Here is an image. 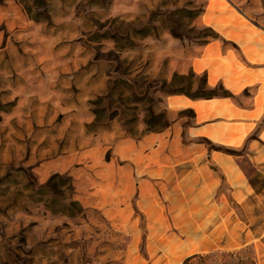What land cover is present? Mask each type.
I'll list each match as a JSON object with an SVG mask.
<instances>
[{
	"label": "rangeland",
	"instance_id": "obj_1",
	"mask_svg": "<svg viewBox=\"0 0 264 264\" xmlns=\"http://www.w3.org/2000/svg\"><path fill=\"white\" fill-rule=\"evenodd\" d=\"M42 5L0 0V264H264V0ZM191 70L233 96L151 101Z\"/></svg>",
	"mask_w": 264,
	"mask_h": 264
},
{
	"label": "trees",
	"instance_id": "obj_2",
	"mask_svg": "<svg viewBox=\"0 0 264 264\" xmlns=\"http://www.w3.org/2000/svg\"><path fill=\"white\" fill-rule=\"evenodd\" d=\"M26 1V0H25ZM48 0H33L35 4L39 6H45L47 5ZM27 10H29V14L33 16V18L37 20H43V13H34L32 11V7L28 6ZM176 13L181 14L183 18H196L199 15H201L204 11L203 7H198L196 9H187V8H181L177 9ZM181 25L178 27H168V29L178 37H184V33L179 30ZM150 27H144L139 30L143 35L150 34L151 32ZM205 33H203L200 37L208 39L209 37H219V34L216 33L211 27L205 28ZM207 41H205L206 43ZM200 78L199 81L197 79ZM154 88V96L153 99H151L152 102L161 101V96L158 98V94L166 95V94H181L185 93L188 95L189 98L197 100V99H210L214 97H228L233 96V94L224 87L223 83H219L216 87H211L208 82V74L207 72H204L202 75H198L193 70H191L189 73H179L175 72L172 79L168 81L167 79L164 80H156L153 85ZM158 99V100H157ZM142 100V99H140ZM194 115L195 112L193 109H190ZM144 123L146 125V129L143 133L149 132V131H160L171 124V120L168 117L167 111L164 110H157L154 105H150L147 107L145 112V119ZM133 133L132 131H130ZM142 133V134H143ZM59 174H56L54 177L51 178L49 181L52 182V180L56 177H58ZM74 203H77L76 201H73ZM81 209L83 207H80ZM192 258H187L185 263H189Z\"/></svg>",
	"mask_w": 264,
	"mask_h": 264
},
{
	"label": "crops",
	"instance_id": "obj_3",
	"mask_svg": "<svg viewBox=\"0 0 264 264\" xmlns=\"http://www.w3.org/2000/svg\"><path fill=\"white\" fill-rule=\"evenodd\" d=\"M170 100V99H169ZM170 103V102H169ZM188 107H191V106H188ZM184 108V107H183ZM193 108V107H192ZM195 109V108H194ZM224 109V108H222ZM220 109V110H222ZM211 110H215V109H211ZM219 111V110H217ZM249 111V110H248ZM197 112V111H196ZM206 113H205V116L204 117H201L198 113L195 114V120L197 123H200L201 121H205L206 120ZM223 122H226L225 120H220V121H216V122H211V123H204L203 125L201 126H198V127H194L193 129L196 131V132H199V134L201 132H208V133H211V129L214 128V129H217V127L219 126L220 123H223ZM212 126V127H211ZM181 131V126L179 127L178 125H174L173 127L169 128V131L168 132H172V134H177ZM218 130L213 132V134H217ZM167 134V132L165 133V135ZM206 134V133H205ZM211 135V134H209ZM191 149H193L191 147Z\"/></svg>",
	"mask_w": 264,
	"mask_h": 264
}]
</instances>
